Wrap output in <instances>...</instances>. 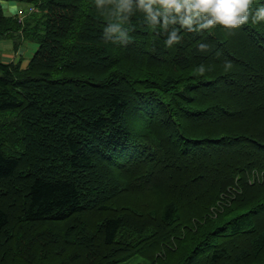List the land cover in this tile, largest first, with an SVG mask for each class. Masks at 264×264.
<instances>
[{
	"label": "trees",
	"instance_id": "1",
	"mask_svg": "<svg viewBox=\"0 0 264 264\" xmlns=\"http://www.w3.org/2000/svg\"><path fill=\"white\" fill-rule=\"evenodd\" d=\"M2 1L38 48L0 60V264H264V24L121 46L94 0Z\"/></svg>",
	"mask_w": 264,
	"mask_h": 264
},
{
	"label": "clouds",
	"instance_id": "2",
	"mask_svg": "<svg viewBox=\"0 0 264 264\" xmlns=\"http://www.w3.org/2000/svg\"><path fill=\"white\" fill-rule=\"evenodd\" d=\"M104 17L102 40L106 44L126 46L134 31L133 18L163 37L165 48L181 45L186 34H200L217 27L233 31L246 25L264 24V0H94ZM206 43L198 51H207ZM232 67L225 61V70ZM202 75L206 67L198 65Z\"/></svg>",
	"mask_w": 264,
	"mask_h": 264
},
{
	"label": "crops",
	"instance_id": "3",
	"mask_svg": "<svg viewBox=\"0 0 264 264\" xmlns=\"http://www.w3.org/2000/svg\"><path fill=\"white\" fill-rule=\"evenodd\" d=\"M18 2L24 3L25 1H18ZM2 6L5 14L19 15V17L22 19L26 16L27 13H29L28 8H30V5L28 3L27 5L21 6L19 5V3H14L12 1H7V0L2 1ZM5 39H12V38H0V46L5 48V49L3 48L2 50V54H1L2 58L0 60L2 62H5L4 60L9 59V61L5 63H9L13 61L16 63L21 60L22 66L26 67L35 52L31 57L28 54L24 55L22 51V44H24V42L18 48H16L12 40L3 43V40Z\"/></svg>",
	"mask_w": 264,
	"mask_h": 264
},
{
	"label": "rangeland",
	"instance_id": "4",
	"mask_svg": "<svg viewBox=\"0 0 264 264\" xmlns=\"http://www.w3.org/2000/svg\"><path fill=\"white\" fill-rule=\"evenodd\" d=\"M6 2V1H5ZM14 3H19V5L23 6V5H27L26 2L24 3H21V2H18V1H12ZM12 39H5L3 40V43L5 42H8V41H11ZM13 41V40H12ZM4 47L0 46V59L2 58L1 57V54H2V50H3ZM38 48V43L35 42V41H31V40H25L24 41V44H22V51L25 54H28L30 57L33 55V53L35 52V50H37ZM5 49V48H4ZM29 57V58H30ZM5 62H8L9 59H6L4 60ZM251 174L255 175L256 178H257V183H262V180H261V177H262V174L258 172V170L254 169L251 171ZM143 263V260L140 259L139 256H133L131 257L130 259H127L123 262H120L118 264H142Z\"/></svg>",
	"mask_w": 264,
	"mask_h": 264
}]
</instances>
